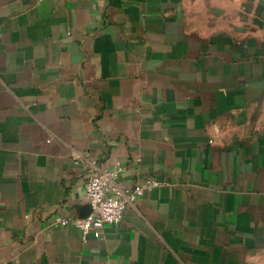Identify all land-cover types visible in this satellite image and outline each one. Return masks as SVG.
I'll list each match as a JSON object with an SVG mask.
<instances>
[{
  "label": "crops",
  "instance_id": "0c3cea01",
  "mask_svg": "<svg viewBox=\"0 0 264 264\" xmlns=\"http://www.w3.org/2000/svg\"><path fill=\"white\" fill-rule=\"evenodd\" d=\"M0 264H264V0H0Z\"/></svg>",
  "mask_w": 264,
  "mask_h": 264
},
{
  "label": "built area",
  "instance_id": "2783aa9c",
  "mask_svg": "<svg viewBox=\"0 0 264 264\" xmlns=\"http://www.w3.org/2000/svg\"><path fill=\"white\" fill-rule=\"evenodd\" d=\"M118 173L119 169L113 172L96 171L88 176L83 185V216L72 221L58 217L56 222L73 224L83 237L88 234L98 236L104 226L120 223L124 211L146 191L159 186L158 182L149 180L133 187L118 188L111 184Z\"/></svg>",
  "mask_w": 264,
  "mask_h": 264
}]
</instances>
